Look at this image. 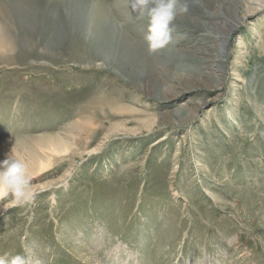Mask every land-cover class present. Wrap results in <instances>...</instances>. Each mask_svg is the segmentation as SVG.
<instances>
[{"label": "rangeland", "instance_id": "obj_1", "mask_svg": "<svg viewBox=\"0 0 264 264\" xmlns=\"http://www.w3.org/2000/svg\"><path fill=\"white\" fill-rule=\"evenodd\" d=\"M68 2L0 0V161L37 187L0 209V258L264 264V6L186 0L150 52L128 0Z\"/></svg>", "mask_w": 264, "mask_h": 264}, {"label": "clouds", "instance_id": "obj_2", "mask_svg": "<svg viewBox=\"0 0 264 264\" xmlns=\"http://www.w3.org/2000/svg\"><path fill=\"white\" fill-rule=\"evenodd\" d=\"M128 5L136 18L147 20L144 40L150 52L164 49L173 41L174 21L188 10L186 0H128ZM259 5L264 6V0H259ZM32 179L28 162L13 147L0 161V209L7 210L33 202L37 187L32 184ZM0 264H41V261L31 249L25 247L10 261L0 258Z\"/></svg>", "mask_w": 264, "mask_h": 264}, {"label": "bare ground", "instance_id": "obj_3", "mask_svg": "<svg viewBox=\"0 0 264 264\" xmlns=\"http://www.w3.org/2000/svg\"><path fill=\"white\" fill-rule=\"evenodd\" d=\"M82 2H84V0L82 1V0H70V2H68L67 4H66V6H65V10H69V12H72L73 11V9H77V10H79V11H81L82 10V8L80 7V4H82ZM68 7V8H67ZM72 9V10H71ZM68 12V13H69ZM222 12V11H221ZM223 13V12H222ZM215 14V13H214ZM215 16V15H214ZM226 16V15H225ZM217 17V16H216ZM222 19H223V17H222ZM221 20V19H220ZM213 21V20H212ZM223 22L225 23V24H227L231 29H233V28H235V26H237L236 24L237 23H235V22H237L236 20H235V22H231L228 18H226V17H224V19H223ZM228 27V28H229ZM218 31V30H217ZM208 35H211V36H213L214 37V35L215 36H217V37H215L216 39H218L219 41H220V43H221V48H220V50H219V54H220V57H223L224 55H225V51H226V43H227V41H225V39H226V37L227 36H225V35H221L220 33H216V34H214V33H211V32H208ZM93 36V35H92ZM92 36H90V40H95V37H92ZM210 37V36H209ZM1 38V37H0ZM93 38V39H92ZM3 42V41H2ZM4 42H5V40H4ZM6 43V42H5ZM4 44V43H3ZM7 45H8V43H7ZM5 46V45H4ZM10 48V47H9ZM102 58H104V56H102ZM48 151H49V153H51L52 155H56V156H60V152L62 151L63 153L64 152H66L67 151V148L66 147H64V146H57V145H50L49 146V149H48ZM59 154V155H58ZM51 158V157H50ZM51 162V161H50ZM48 163V164H45L44 162H40V170H39V172H44V171H47L49 168H50V166H51V163Z\"/></svg>", "mask_w": 264, "mask_h": 264}]
</instances>
